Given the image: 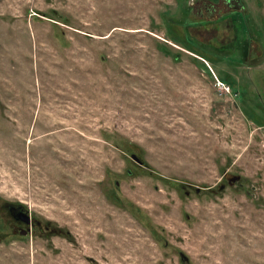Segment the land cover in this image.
<instances>
[{"label":"rangeland","instance_id":"374dc122","mask_svg":"<svg viewBox=\"0 0 264 264\" xmlns=\"http://www.w3.org/2000/svg\"><path fill=\"white\" fill-rule=\"evenodd\" d=\"M235 1L0 0V235L7 203L54 228L0 264H264V0Z\"/></svg>","mask_w":264,"mask_h":264},{"label":"flooded vegetation","instance_id":"af4514ba","mask_svg":"<svg viewBox=\"0 0 264 264\" xmlns=\"http://www.w3.org/2000/svg\"><path fill=\"white\" fill-rule=\"evenodd\" d=\"M234 2H237L240 5L238 1L227 0V4H229L230 6L233 5L236 9V7H238L239 5H236ZM236 182H231V184H234ZM2 211L9 217L8 221L4 222L6 230H8L9 232L1 233V243L9 237H20L25 239L37 233L39 234L40 238H45L48 233L54 231V228H52L49 224L43 225L36 216L32 215V213L29 212L26 207L19 203H7L3 206Z\"/></svg>","mask_w":264,"mask_h":264},{"label":"water","instance_id":"95a60500","mask_svg":"<svg viewBox=\"0 0 264 264\" xmlns=\"http://www.w3.org/2000/svg\"><path fill=\"white\" fill-rule=\"evenodd\" d=\"M235 3V2H234ZM236 5H239L237 2L235 3ZM239 8H241V5L238 6ZM238 9V8H237ZM239 10V9H238ZM132 159L139 165V166H143V162L136 156V155H133L132 156ZM240 180V177H233L231 180H230V184L231 182H236V181H239ZM119 185V184H118ZM225 189V185H222L220 187V190H224ZM200 190L198 189L197 190V193H199Z\"/></svg>","mask_w":264,"mask_h":264},{"label":"trees","instance_id":"16d2710c","mask_svg":"<svg viewBox=\"0 0 264 264\" xmlns=\"http://www.w3.org/2000/svg\"><path fill=\"white\" fill-rule=\"evenodd\" d=\"M249 113L250 112L248 111L247 114H249ZM252 119H253L254 123H259V124H262V125L264 124V120L262 118H260L259 116H256L255 118H252ZM132 155H136V154L135 153H132ZM136 156L140 159V157L138 155H136Z\"/></svg>","mask_w":264,"mask_h":264},{"label":"built area","instance_id":"2783aa9c","mask_svg":"<svg viewBox=\"0 0 264 264\" xmlns=\"http://www.w3.org/2000/svg\"><path fill=\"white\" fill-rule=\"evenodd\" d=\"M218 86H219L220 89H223L224 88L221 83H219Z\"/></svg>","mask_w":264,"mask_h":264}]
</instances>
